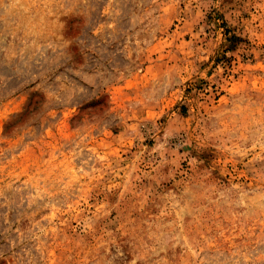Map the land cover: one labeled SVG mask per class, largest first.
I'll use <instances>...</instances> for the list:
<instances>
[{"label":"rangeland","instance_id":"rangeland-1","mask_svg":"<svg viewBox=\"0 0 264 264\" xmlns=\"http://www.w3.org/2000/svg\"><path fill=\"white\" fill-rule=\"evenodd\" d=\"M0 264H264V0H0Z\"/></svg>","mask_w":264,"mask_h":264}]
</instances>
